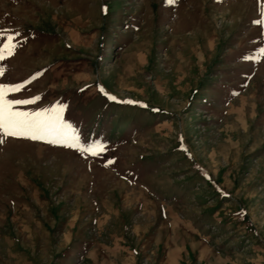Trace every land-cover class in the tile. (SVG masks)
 <instances>
[{
  "label": "rangeland",
  "instance_id": "rangeland-1",
  "mask_svg": "<svg viewBox=\"0 0 264 264\" xmlns=\"http://www.w3.org/2000/svg\"><path fill=\"white\" fill-rule=\"evenodd\" d=\"M262 14L0 0V45H17L0 84L23 85L6 99L39 97L13 107L56 106L104 149L0 132V264H264V54L243 58L264 46Z\"/></svg>",
  "mask_w": 264,
  "mask_h": 264
},
{
  "label": "snow or ice",
  "instance_id": "snow-or-ice-1",
  "mask_svg": "<svg viewBox=\"0 0 264 264\" xmlns=\"http://www.w3.org/2000/svg\"><path fill=\"white\" fill-rule=\"evenodd\" d=\"M261 0H257L259 4ZM166 4H174L175 0H164ZM101 10L104 8L102 6ZM264 15V14H262ZM254 24L260 23L259 20H253ZM264 36V31L261 32ZM8 41L12 40V36L7 37ZM16 44L6 43L0 45V59H3V54L6 50L14 49ZM258 56L256 57H243L244 59L256 60L259 58V54H264V46L257 49ZM36 75H39L37 73ZM28 83V81H24ZM23 85L22 84H0V132L5 133L8 136L13 137H27L32 140L45 139L50 137L47 142L59 143L64 146L76 148L81 153H89L91 155H98L103 151V147L100 142L89 143L87 145H81L78 142V138L71 136L68 129L71 127L66 120L61 116V112L53 106L51 112L49 109H41L36 112H24L15 110L13 106L27 105L33 103L39 97H32L30 99H6L8 92H16ZM100 91L103 93V89ZM106 94V93H105ZM107 95V94H106ZM109 100H115L116 97L107 95ZM123 103H139L138 101H122ZM141 107L145 105L141 104ZM153 111H157L153 109ZM2 142V141H0ZM226 195V193H224Z\"/></svg>",
  "mask_w": 264,
  "mask_h": 264
}]
</instances>
